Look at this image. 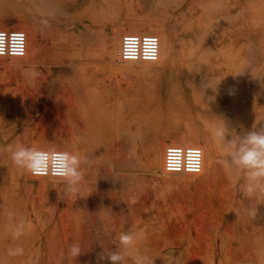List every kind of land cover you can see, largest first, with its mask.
Returning a JSON list of instances; mask_svg holds the SVG:
<instances>
[{
  "label": "rangeland",
  "instance_id": "1",
  "mask_svg": "<svg viewBox=\"0 0 264 264\" xmlns=\"http://www.w3.org/2000/svg\"><path fill=\"white\" fill-rule=\"evenodd\" d=\"M138 22L161 34V61L115 53ZM0 23L25 25L31 47L0 59V149L64 145L87 157L69 194L0 150V264L92 263L137 228L153 264H264V198L237 197L213 135L215 116L238 131L264 126V0H0ZM184 136L207 162L215 153L202 178L160 173L161 150ZM73 240L84 249L76 261L64 259Z\"/></svg>",
  "mask_w": 264,
  "mask_h": 264
},
{
  "label": "clouds",
  "instance_id": "2",
  "mask_svg": "<svg viewBox=\"0 0 264 264\" xmlns=\"http://www.w3.org/2000/svg\"><path fill=\"white\" fill-rule=\"evenodd\" d=\"M44 23L47 24V21ZM2 54H4V48L0 46V55ZM220 81L215 83V91ZM201 87L203 95H205V89L213 90V85L207 80ZM229 94L235 93L230 91ZM215 117L217 119L213 127V135L215 141L222 147L217 162L249 197L264 198V126H252L250 129H244L241 126L238 131L237 128L230 126L226 119ZM0 150L6 152L11 162L18 168L33 175L51 173L62 178L67 193L79 192V186L85 177L87 157L78 152L45 151L23 143H9ZM249 214L255 218L257 207L250 209ZM26 225L27 221L23 218L14 224V238L24 234ZM116 239L115 249L103 248V252L97 257L96 264H102L105 259L110 264H153L154 257L148 253L143 229L121 232ZM23 251L22 247L10 248L9 254L22 255ZM83 252L81 242L73 240L67 245L64 259L76 261ZM168 264H173V261L170 259Z\"/></svg>",
  "mask_w": 264,
  "mask_h": 264
},
{
  "label": "built area",
  "instance_id": "3",
  "mask_svg": "<svg viewBox=\"0 0 264 264\" xmlns=\"http://www.w3.org/2000/svg\"><path fill=\"white\" fill-rule=\"evenodd\" d=\"M0 59H22L26 54L27 37L18 29H0ZM159 40L152 34H124L120 39L119 58L123 63H156L159 58ZM43 150V149H41ZM47 151V150H45ZM61 151V150H54ZM203 153L199 146L167 145L163 153V172L167 175H197L202 170ZM33 179L62 180L51 173L33 175Z\"/></svg>",
  "mask_w": 264,
  "mask_h": 264
},
{
  "label": "bare ground",
  "instance_id": "4",
  "mask_svg": "<svg viewBox=\"0 0 264 264\" xmlns=\"http://www.w3.org/2000/svg\"><path fill=\"white\" fill-rule=\"evenodd\" d=\"M13 1V0H12ZM6 5H7V3H6ZM6 5H5V7H6ZM10 5V4H9ZM12 5H13V3H12ZM14 6V5H13ZM12 6V7H13ZM8 7V6H7ZM17 7V6H16ZM14 9V8H13ZM11 10V9H10ZM12 11V10H11ZM26 17V16H25ZM27 18V17H26ZM25 18V19H26ZM17 19H18V21L19 20H21V22H24L25 21V19H23V17H17ZM5 21H9V19H4ZM28 21H29V19H28ZM20 22V21H19ZM135 23V22H134ZM140 22H138L137 24H135V27H131V28H126V29H124V30H122L121 32L122 33H120L121 35H119V38H118V42H117V44H116V50L117 51H115V53H117V56H119V50H120V39H121V37L124 35V34H137V35H141V34H154V33H157V29H156V27H155V25L153 24V25H148V28H147V30L146 31H143V30H141L140 29V27H139V25H141V24H139ZM17 24V23H16ZM24 24V23H23ZM133 24V23H132ZM146 24H148V23H146ZM8 25V24H7ZM25 25H19V24H17V25H14L13 27H8V26H5V25H1V23H0V29H4V30H11V29H25V27H24ZM137 27H139V28H137ZM158 35L157 36H160L159 35V33H157ZM156 36V37H157ZM158 38V37H157ZM160 38L161 37H159L158 38V40H159V45H160V50H159V58H158V60H157V62H159V61H161L162 60V46H161V41H160ZM109 39H111V38H109ZM31 49V47H30V42L28 41L27 42V48H26V54H25V56L24 57H29V55H30V50ZM190 51V50H189ZM191 52V51H190ZM116 55V54H115ZM23 57V58H24ZM111 58V57H110ZM156 62V63H157ZM196 63V62H195ZM186 65V64H185ZM189 68V67H188ZM198 69H199V67H198ZM191 73H193V70H192V72ZM195 73H197V72H195ZM195 76V75H194ZM195 134H196V132H194ZM185 134V133H184ZM179 138V137H178ZM181 139H183L182 141H172V142H170V144H168V145H178V146H181V147H185V146H195V145H198L199 143H198V141H196V140H194V139H192V137H190V136H184V138L182 137ZM164 146V145H163ZM167 146V145H166ZM36 148H39V149H43V150H47V151H54V150H61V149H65V146L64 145H57V146H50V145H38V146H35ZM165 148V147H164ZM216 151V150H215ZM204 152V151H203ZM202 152V153H203ZM163 153H164V150H161V153H160V155L158 156L159 158V162H158V167H159V169H160V173L162 174H165L164 172H162V170H163ZM211 153H213V152H211ZM216 163V158H215V153L212 155V157H211V159L209 160V162H207L206 161V159H205V157L203 156V164H202V170H201V172L199 173V174H197V175H187V176H200L201 178H202V174H204L205 173V171H206V169L207 168H211L214 164ZM212 169H210V171H211ZM208 173H210V172H208ZM207 173V174H208ZM171 176V175H170ZM175 176H181V175H175ZM230 176V175H229ZM199 177V178H200ZM226 177V176H225ZM232 177V176H231ZM227 178V177H226ZM233 179V178H232ZM231 179V180H232ZM45 180V179H44ZM228 180V179H227ZM230 180V179H229ZM230 180V181H231ZM223 182V181H222ZM228 184V183H227ZM230 184H228V186H229ZM219 186V185H218ZM226 187H227V185H225ZM224 188V187H223ZM229 189V188H228ZM226 190V189H225ZM232 190L235 192V194L236 195H238L237 197H241V193L243 192L242 190H241V188H240V186L235 182V180L233 179V183H232ZM229 191V190H228ZM227 192V191H226ZM226 192L224 191V193L226 194ZM228 194H230L229 192H227ZM228 194H226V195H228ZM224 195V194H223ZM231 199V198H230ZM242 199H244V197L242 198ZM247 199V198H246ZM251 199V198H250ZM243 201V200H242ZM244 202V201H243ZM228 203V202H227ZM146 245L148 246V243H147V241H146ZM149 250V249H148ZM154 250V249H153ZM149 252V251H148ZM84 264H96V261H94V262H92V263H84ZM102 264H110V262L109 261H103L102 262Z\"/></svg>",
  "mask_w": 264,
  "mask_h": 264
}]
</instances>
